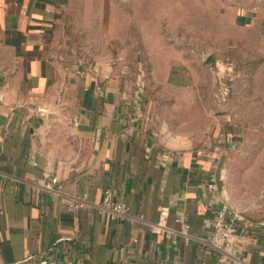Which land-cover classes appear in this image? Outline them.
Listing matches in <instances>:
<instances>
[{"label": "crops", "instance_id": "obj_1", "mask_svg": "<svg viewBox=\"0 0 264 264\" xmlns=\"http://www.w3.org/2000/svg\"><path fill=\"white\" fill-rule=\"evenodd\" d=\"M73 1L0 0V264L42 253L82 264H218L213 220L227 201L213 162L153 139L141 104L112 81L68 72L61 30ZM242 1L252 5L241 14L264 29V0ZM44 175L58 177L52 191L38 182ZM107 189L127 219L99 207ZM163 207L169 231L152 233ZM236 243L243 262L264 264V226Z\"/></svg>", "mask_w": 264, "mask_h": 264}, {"label": "rangeland", "instance_id": "obj_2", "mask_svg": "<svg viewBox=\"0 0 264 264\" xmlns=\"http://www.w3.org/2000/svg\"><path fill=\"white\" fill-rule=\"evenodd\" d=\"M251 5L74 0L61 32L68 72L112 81L153 139L210 159L231 208L264 219V29L241 14Z\"/></svg>", "mask_w": 264, "mask_h": 264}, {"label": "built area", "instance_id": "obj_3", "mask_svg": "<svg viewBox=\"0 0 264 264\" xmlns=\"http://www.w3.org/2000/svg\"><path fill=\"white\" fill-rule=\"evenodd\" d=\"M57 176L44 175L38 182L47 190H53L58 183ZM84 198H78L74 207H81ZM99 207L109 210L111 217L115 219H127L129 217V208L126 204L115 201L111 189L104 193ZM216 216L213 220L212 245L219 252L218 264H246L239 255L240 249L236 243V238L241 234L252 231L257 226H264V219L253 220L245 215L243 211L232 209L228 203H223L216 210ZM169 210L163 207L160 211L158 220L152 225V233H162L169 231L167 227V218ZM18 264H82L70 259H63L57 254L45 253L33 255Z\"/></svg>", "mask_w": 264, "mask_h": 264}, {"label": "trees", "instance_id": "obj_4", "mask_svg": "<svg viewBox=\"0 0 264 264\" xmlns=\"http://www.w3.org/2000/svg\"><path fill=\"white\" fill-rule=\"evenodd\" d=\"M253 220H259V219H253Z\"/></svg>", "mask_w": 264, "mask_h": 264}]
</instances>
